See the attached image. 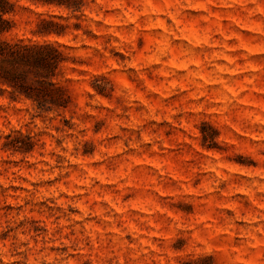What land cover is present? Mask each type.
I'll return each mask as SVG.
<instances>
[{"label": "clouds", "instance_id": "1", "mask_svg": "<svg viewBox=\"0 0 264 264\" xmlns=\"http://www.w3.org/2000/svg\"><path fill=\"white\" fill-rule=\"evenodd\" d=\"M6 2L0 264H264V0Z\"/></svg>", "mask_w": 264, "mask_h": 264}, {"label": "trees", "instance_id": "2", "mask_svg": "<svg viewBox=\"0 0 264 264\" xmlns=\"http://www.w3.org/2000/svg\"><path fill=\"white\" fill-rule=\"evenodd\" d=\"M51 2V0H50ZM61 3H68L69 6H73L70 0H60ZM13 11V7L8 5L6 0H0V12ZM50 25V24H45ZM13 25L9 22L0 21V33L4 31H10ZM43 32H47L53 29H40ZM59 32V31H57ZM0 78L8 81L13 87L19 89L29 97L35 96L37 99H42L48 96H55L56 102H59V98L63 93L59 90L53 92L51 84H41L39 88L33 89L25 86V76L18 74L15 66H28L32 69H45L48 75H51L55 67V62L58 59L54 50L50 48H26L17 46H9L7 43L0 44ZM9 66H13L10 70ZM29 148V147H28ZM30 149V148H29Z\"/></svg>", "mask_w": 264, "mask_h": 264}, {"label": "rangeland", "instance_id": "3", "mask_svg": "<svg viewBox=\"0 0 264 264\" xmlns=\"http://www.w3.org/2000/svg\"><path fill=\"white\" fill-rule=\"evenodd\" d=\"M26 6H28V7H31V3H30V0H26ZM37 14H39V13H37ZM13 19H15L17 22H19V17H15V18H13ZM41 29L43 30V29H53V30H55V31H62V29H60V28H57V27H55V26H53V25H42L41 26ZM15 35H20L21 36V38H25L24 37V34H23V32H20V33H13L12 34V36H15ZM12 36H9V37H7V38H12ZM27 38H29V39H31V37L29 36V37H27ZM52 39H55L54 37L52 38ZM47 72V71H46ZM48 73V72H47ZM27 147H29V148H31V145H27Z\"/></svg>", "mask_w": 264, "mask_h": 264}]
</instances>
